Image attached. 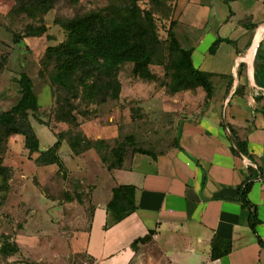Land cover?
Returning <instances> with one entry per match:
<instances>
[{"label": "crops", "instance_id": "crops-1", "mask_svg": "<svg viewBox=\"0 0 264 264\" xmlns=\"http://www.w3.org/2000/svg\"><path fill=\"white\" fill-rule=\"evenodd\" d=\"M172 6L173 32L191 50L192 66L208 75L212 101L176 123L173 139L146 140L140 148L146 154L127 152L103 187H91L85 258L89 264H264L257 242L264 246V0H173ZM231 130L247 156L234 150ZM247 182L255 233L238 197ZM120 185L134 188L135 210L116 220L106 205ZM214 239L229 245L217 259H211Z\"/></svg>", "mask_w": 264, "mask_h": 264}, {"label": "rangeland", "instance_id": "rangeland-1", "mask_svg": "<svg viewBox=\"0 0 264 264\" xmlns=\"http://www.w3.org/2000/svg\"><path fill=\"white\" fill-rule=\"evenodd\" d=\"M120 1L58 0L48 13L32 20L14 11L16 0H0V55L6 59L5 68L0 71V111L6 112L15 104L19 97L16 80L20 73L27 74L33 82L40 110L37 118L30 113L25 116L35 131L40 149L50 146L55 135L68 128L54 116L59 96H53L51 74H45L43 79L37 77L46 47L64 40L65 32L56 22ZM148 2L142 0L140 6L148 7ZM42 24L46 29L42 36L23 37L29 26ZM167 25L156 19L157 36L162 43L166 42ZM130 69V65H124L119 71V98L97 106L93 117L89 113L78 114L80 126L72 130L73 134L80 133L89 140L103 139L105 143L98 147L105 154V162L93 149L73 156L62 143L59 165L40 168L33 162L35 155L29 157L23 148L21 137L13 136L7 141L0 157L2 165L12 168L13 172L7 193H0V246L8 238L18 252L6 262L0 257V264H89L84 247L92 221L91 187L95 184L94 189H99L105 185L110 171L108 165L115 161L110 149L126 136H132L139 149L147 146L146 140L165 144L174 138L176 123L188 116L195 118L212 101V95L206 99L201 89L168 95L158 83H145L133 77ZM150 71L159 81H167L163 78V66L151 65ZM93 108L90 106L87 110ZM17 120L14 116L2 115L0 125ZM70 179L81 182L82 189L80 184L72 188Z\"/></svg>", "mask_w": 264, "mask_h": 264}, {"label": "trees", "instance_id": "trees-1", "mask_svg": "<svg viewBox=\"0 0 264 264\" xmlns=\"http://www.w3.org/2000/svg\"><path fill=\"white\" fill-rule=\"evenodd\" d=\"M57 1L16 0L17 6L14 11L32 20L40 19ZM172 1L149 0L148 7H141L142 0H121L99 10L56 22L65 32L64 40L55 46L46 47L40 60L37 77L43 79L45 74H51L50 79L55 87L53 96H59L54 116L57 122L66 124L68 128L57 133L55 141L50 146L40 149L35 131L25 116L30 113L33 118H37L40 105L31 78L22 72L16 80L19 95L17 101L8 111H0V116L9 115L18 119L15 123L0 125V152L11 137L19 136L28 156L35 155L33 162L38 167L59 165L61 160L59 150L62 143L66 144L74 156L93 149L100 160L105 162V154L100 153L98 147L105 143L103 139L89 140L80 133L73 134L72 130L80 126L78 114L85 116L89 113L93 117L96 115L97 106L119 98L121 84L118 74L124 65L131 66L130 72L133 77L145 83H158L168 95L201 89L205 93V98L209 99L212 87L208 75L192 66L191 50L182 48L173 32L175 22L172 19ZM156 19L168 23L165 43L157 36ZM45 32L43 24L37 27L29 26L23 37H40ZM218 43L219 41H216L211 46L210 53L215 51ZM154 64L163 66V78L167 81H159L158 76L150 71V66ZM5 65L6 59L0 55V71ZM79 105L86 108L80 110ZM90 106L94 108L88 111ZM230 132L233 135V130ZM233 137L234 150L247 156L245 143L236 139L234 135ZM127 152L146 154L136 146L132 136H126L117 146L110 149L115 161L108 165L109 169L120 166ZM12 172V168L2 165L0 157L2 181L0 193H7ZM69 181L74 189L80 184L74 179ZM250 188V182L243 184L238 190V197L242 207L249 209V227L255 233L254 227L257 223L255 208L247 200ZM67 199H70V195ZM106 210L116 220L133 212L134 188L126 185L113 188ZM146 240V237L135 240L132 248ZM257 242L264 247L259 237ZM228 250V242L214 239L211 259L221 257ZM17 252V246L8 238L0 246V257L3 261Z\"/></svg>", "mask_w": 264, "mask_h": 264}]
</instances>
